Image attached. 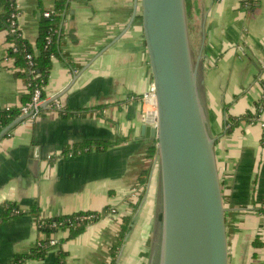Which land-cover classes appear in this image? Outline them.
<instances>
[{
	"label": "crops",
	"instance_id": "crops-1",
	"mask_svg": "<svg viewBox=\"0 0 264 264\" xmlns=\"http://www.w3.org/2000/svg\"><path fill=\"white\" fill-rule=\"evenodd\" d=\"M56 1L15 0L18 29L30 45ZM66 3L40 112L0 139V213L8 203L38 209L0 224V264L40 241V219L106 205L115 211L74 238L55 231L58 243L43 258L21 264H55L58 251L63 264H110L124 215L132 218L113 264H146L156 186L154 162L145 155L153 139L141 135V98L153 79L140 10L133 18L134 0ZM186 7L197 50L205 17L204 85L211 129L220 135L215 153L228 264H264V0H187ZM9 46L0 28V109H18L28 93ZM117 139L103 151L61 154L84 140ZM147 168L149 189V179L145 188L138 181Z\"/></svg>",
	"mask_w": 264,
	"mask_h": 264
},
{
	"label": "water",
	"instance_id": "water-1",
	"mask_svg": "<svg viewBox=\"0 0 264 264\" xmlns=\"http://www.w3.org/2000/svg\"><path fill=\"white\" fill-rule=\"evenodd\" d=\"M152 73L156 127L155 197L146 264H228L226 208L204 85L203 37L192 50L186 0H134ZM132 18V20H133ZM28 115L0 130V139ZM35 157H39L36 153ZM152 183L149 178L147 188Z\"/></svg>",
	"mask_w": 264,
	"mask_h": 264
},
{
	"label": "trees",
	"instance_id": "trees-1",
	"mask_svg": "<svg viewBox=\"0 0 264 264\" xmlns=\"http://www.w3.org/2000/svg\"><path fill=\"white\" fill-rule=\"evenodd\" d=\"M187 2V0H186ZM66 0H57L52 11L48 16L42 14L36 43L32 46L24 39L20 33L11 31L10 18L13 13L18 12L15 0H0V28L6 31V41L9 43L8 56L13 58L16 66L20 69V75L25 78L28 86V93L24 100L27 101L30 98L32 89L36 86H45L48 80L49 71L52 67V59L59 54L58 38L60 34V25L64 10L66 9ZM12 44L15 49H13ZM26 53L33 55L34 62L33 69L36 74L35 78L29 72V67L26 60ZM264 84V83H263ZM24 101V102H25ZM92 108H85L83 111H89ZM72 112L67 110L63 111L64 115H68ZM19 115L18 109H0V130L7 126ZM248 115L239 117L237 120L246 119ZM237 122V121H236ZM235 122V124H236ZM119 140L107 141V140H84L79 143H73L71 147L66 146L61 154H80L86 151L96 150L103 151L108 147L118 143ZM156 140H153V144L146 149V157L152 159L156 154L155 148ZM150 169H144L138 176L140 186L145 188L149 179ZM19 210V212H15ZM38 209L32 207L27 210L18 208L16 204L8 203L3 206V211L0 213V224L6 220L11 219L14 216L27 213L29 211H37ZM115 211L111 206L106 205L100 210H80L66 215H58L52 218L40 219L38 221V229L42 234L40 241L31 248L25 254H17L7 264H21L25 259H39L43 258L47 249L50 247L49 241L55 231L64 230L67 232L66 239L74 238L80 234L88 225L97 222L109 212ZM132 215H124L121 218V225L117 234L116 240L113 242L110 248V254L113 257V264L117 256V252L120 249L125 234L127 233ZM44 221L43 225H39ZM58 243V241H57ZM64 254L58 251L55 256V264H63Z\"/></svg>",
	"mask_w": 264,
	"mask_h": 264
},
{
	"label": "built area",
	"instance_id": "built-area-1",
	"mask_svg": "<svg viewBox=\"0 0 264 264\" xmlns=\"http://www.w3.org/2000/svg\"><path fill=\"white\" fill-rule=\"evenodd\" d=\"M18 13H13L10 18V25H11V31L13 32H19L17 19H18ZM49 12H44V16H48ZM13 49H15L14 45L12 44ZM33 55L31 53H26V60L29 67V72L32 75V78L36 77V74L34 73L33 69ZM29 86L30 83H27ZM142 106H143V122L146 125L156 127L157 121H156V103H155V90L153 84H151L148 92L142 96L141 98ZM43 101V86H36L32 89V93L30 95V98L23 102L19 107V115L27 114L26 117L34 120L38 113L40 112L41 106ZM6 109H9L8 107ZM156 155L151 159L155 160ZM15 212H19V210H16ZM44 221H42L39 225H43ZM57 244V240L54 238H51L49 241L50 246H55Z\"/></svg>",
	"mask_w": 264,
	"mask_h": 264
},
{
	"label": "rangeland",
	"instance_id": "rangeland-1",
	"mask_svg": "<svg viewBox=\"0 0 264 264\" xmlns=\"http://www.w3.org/2000/svg\"><path fill=\"white\" fill-rule=\"evenodd\" d=\"M188 25H189V28H190V39H191V45H192V50L194 53H196L197 51V46H198V38L196 36V31L194 29H192V21L188 19Z\"/></svg>",
	"mask_w": 264,
	"mask_h": 264
},
{
	"label": "flooded vegetation",
	"instance_id": "flooded-vegetation-1",
	"mask_svg": "<svg viewBox=\"0 0 264 264\" xmlns=\"http://www.w3.org/2000/svg\"><path fill=\"white\" fill-rule=\"evenodd\" d=\"M187 8V7H186Z\"/></svg>",
	"mask_w": 264,
	"mask_h": 264
}]
</instances>
